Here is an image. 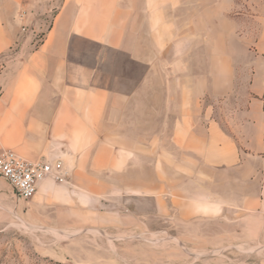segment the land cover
Here are the masks:
<instances>
[{
  "label": "crops",
  "instance_id": "0c3cea01",
  "mask_svg": "<svg viewBox=\"0 0 264 264\" xmlns=\"http://www.w3.org/2000/svg\"><path fill=\"white\" fill-rule=\"evenodd\" d=\"M214 15L204 0H0V150L61 162L62 178L46 177L22 208L31 225L72 232L66 255L90 228L172 221L264 243V80L256 67L248 107L228 124L200 110L231 88L220 85L226 63L193 60L194 29L206 24L208 38ZM200 68L222 74L200 78ZM136 135H170V151L165 138L156 151Z\"/></svg>",
  "mask_w": 264,
  "mask_h": 264
},
{
  "label": "rangeland",
  "instance_id": "374dc122",
  "mask_svg": "<svg viewBox=\"0 0 264 264\" xmlns=\"http://www.w3.org/2000/svg\"><path fill=\"white\" fill-rule=\"evenodd\" d=\"M204 1L214 4L215 15L208 25V38L206 24H199L198 30L194 29L197 55L193 60L200 64L226 63L231 70L225 71V76H220L222 70L218 69L208 74L204 67L197 73L200 78H212L214 73L216 79L220 76V85L230 84L231 88L224 93L222 90L226 87H220L213 96L202 98L200 110L208 111L216 121L228 124L234 112L248 107V85L256 67L261 70L264 80V0ZM38 16L44 17L41 13ZM33 33L34 41L38 42L42 31ZM113 62L118 61L114 59ZM137 69L136 74L142 73L141 66ZM180 73L168 71V78L180 76ZM138 93L142 94L143 89L140 88ZM163 93L161 87L156 88L154 94L163 96ZM166 94H174L173 88L167 87ZM261 98L264 112V93ZM148 105L158 107L160 104ZM136 106L142 108L143 104ZM135 137L153 144L156 151L165 138L170 151V135ZM27 201L18 200L11 187L0 178V264H264V243L244 245L239 241V231L229 232L230 239L223 240L224 232L217 224L198 225L192 231L190 226L176 225L174 221L168 225L172 229L166 231L90 228L76 236L86 245L71 247V254L66 255V244L74 238L70 235L72 232L29 224L22 208ZM83 257L88 262H83Z\"/></svg>",
  "mask_w": 264,
  "mask_h": 264
},
{
  "label": "built area",
  "instance_id": "2783aa9c",
  "mask_svg": "<svg viewBox=\"0 0 264 264\" xmlns=\"http://www.w3.org/2000/svg\"><path fill=\"white\" fill-rule=\"evenodd\" d=\"M61 162L54 165L45 161H31L18 155L12 149L0 150V178L12 189L18 200H28L46 177L59 180Z\"/></svg>",
  "mask_w": 264,
  "mask_h": 264
}]
</instances>
